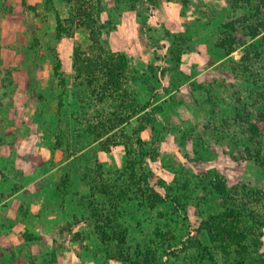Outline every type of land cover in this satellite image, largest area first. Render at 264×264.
<instances>
[{"label":"rangeland","instance_id":"rangeland-1","mask_svg":"<svg viewBox=\"0 0 264 264\" xmlns=\"http://www.w3.org/2000/svg\"><path fill=\"white\" fill-rule=\"evenodd\" d=\"M131 4L104 0L101 40L129 60L134 78L122 102L151 118L141 133L152 154L145 165L170 198L150 208L137 196V115L96 138L93 125L123 111L75 78L74 48L92 40L73 24L71 2L0 0V264H121L97 228L103 208L115 211L112 230L133 254L249 264L217 249L206 229L221 209L218 179L242 195L260 242L250 251L264 255V0ZM56 13L68 31L61 39ZM113 135L118 144L105 150ZM126 185L129 199L118 197ZM197 237L213 258L191 243Z\"/></svg>","mask_w":264,"mask_h":264},{"label":"trees","instance_id":"trees-1","mask_svg":"<svg viewBox=\"0 0 264 264\" xmlns=\"http://www.w3.org/2000/svg\"><path fill=\"white\" fill-rule=\"evenodd\" d=\"M55 0H44L48 8H54ZM73 9V24L84 27L89 31L90 39L92 43L88 50H82L80 46L74 48L73 54V68L75 78L79 82L94 83V86H98L99 92H103L105 96L113 97L118 104L117 109L120 111L119 119L113 121L111 118H100L97 123L92 127L96 133V138H102L105 134H108L115 130L119 126L129 128L130 122L138 113L136 109H129V105L126 102H122L126 93L129 94L130 81L134 78L133 71L127 56L118 50L107 49L101 40V27L102 23L101 14L104 7V0H69ZM142 0H130L132 8ZM154 4L157 0H148ZM57 23V38L61 39L65 34H68L64 25V19L59 13H56ZM62 62L60 59L56 61L54 67L55 74L63 79L62 75ZM156 76L157 72L154 71ZM134 97V96H132ZM149 104V103H148ZM148 104L143 105V109L147 108ZM124 108V109H123ZM122 109V110H121ZM130 111V113H129ZM136 113V114H134ZM143 114V113H142ZM137 115V126L132 128V142L138 145V155L132 156L131 169L136 171L135 178L138 179V195L146 204L155 208L160 203H163L167 197H164L155 188V182L153 180L152 173H150L145 165V158L152 154L145 149V141L143 140L141 133L145 127L152 121L146 114ZM253 132H258L260 127L253 124ZM125 134V133H123ZM129 138V137H128ZM119 142L116 135L108 137L103 145L105 150H111L113 145ZM131 149H129L130 151ZM262 158V156L259 154ZM216 192L220 199L219 206L221 209L210 215L209 222L206 229L210 233L211 241L214 246L225 253L235 254L239 263L249 264H264V255L258 257L254 255V252L250 251V246H258L260 242L257 241L255 233V225L248 224L244 220L245 213L243 212L246 205L237 200H241L242 195L239 193H232L228 190L227 184L223 179H218L214 182ZM128 185L120 187V193L118 197L129 199ZM240 196V198H239ZM174 201V199H171ZM117 210V208H114ZM115 211L108 208H103L100 211L98 218L102 224L98 223L97 228L105 240H109L114 243L113 255L121 262V264H163L161 255L158 256L156 250L151 248H142L136 254H133L125 247V237L123 233L119 232L117 235L113 231ZM174 238V237H173ZM170 240V239H168ZM191 243L202 248V250L213 258V253L210 249V245H204L197 237L191 240ZM253 253V254H251Z\"/></svg>","mask_w":264,"mask_h":264}]
</instances>
